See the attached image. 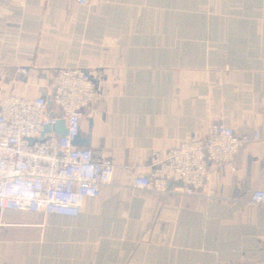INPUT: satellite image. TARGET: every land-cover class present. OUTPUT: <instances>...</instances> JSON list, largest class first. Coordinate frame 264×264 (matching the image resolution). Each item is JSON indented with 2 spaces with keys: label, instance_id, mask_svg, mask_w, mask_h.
I'll return each mask as SVG.
<instances>
[{
  "label": "crops",
  "instance_id": "0c3cea01",
  "mask_svg": "<svg viewBox=\"0 0 264 264\" xmlns=\"http://www.w3.org/2000/svg\"><path fill=\"white\" fill-rule=\"evenodd\" d=\"M0 0V104L50 101L59 68L89 73L95 100L78 138L114 166L75 217L0 210V264H264V148L232 172L211 164L195 196L132 188L213 124L264 136V0ZM26 70V84L14 82Z\"/></svg>",
  "mask_w": 264,
  "mask_h": 264
},
{
  "label": "built area",
  "instance_id": "2783aa9c",
  "mask_svg": "<svg viewBox=\"0 0 264 264\" xmlns=\"http://www.w3.org/2000/svg\"><path fill=\"white\" fill-rule=\"evenodd\" d=\"M104 0H76L97 5ZM27 0H9L23 9ZM20 70L15 83L26 84ZM50 101L42 96H7L0 104V210L75 217L87 212L88 202L112 183L114 166L94 159L89 148L74 143L80 131L81 112L96 98L88 72L59 68L51 77ZM64 120L66 134L55 132L39 139L41 129ZM260 142L258 128L240 135L233 128L213 124L202 140H184L169 150L148 175L132 179V188L154 194L198 195L210 165L236 170L234 159L246 142ZM251 204H264V190H255Z\"/></svg>",
  "mask_w": 264,
  "mask_h": 264
},
{
  "label": "water",
  "instance_id": "95a60500",
  "mask_svg": "<svg viewBox=\"0 0 264 264\" xmlns=\"http://www.w3.org/2000/svg\"><path fill=\"white\" fill-rule=\"evenodd\" d=\"M51 132H55L58 135L64 136L66 134V128H65L64 120L61 119L55 125L43 127L41 129L39 139H43L47 134H49ZM74 143L76 145H80L81 144V146H86L87 140L86 141L80 140L78 138V136H77V138L75 139Z\"/></svg>",
  "mask_w": 264,
  "mask_h": 264
}]
</instances>
